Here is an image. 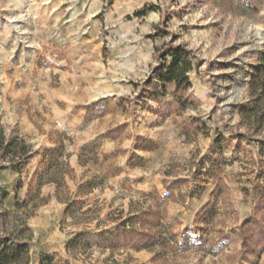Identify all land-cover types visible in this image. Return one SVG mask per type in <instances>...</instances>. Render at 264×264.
Segmentation results:
<instances>
[{
    "label": "rangeland",
    "instance_id": "1",
    "mask_svg": "<svg viewBox=\"0 0 264 264\" xmlns=\"http://www.w3.org/2000/svg\"><path fill=\"white\" fill-rule=\"evenodd\" d=\"M167 42L192 52L179 109ZM263 52L264 0H0V132L34 152L0 167V231L28 264H264L239 236L264 229V122L240 113Z\"/></svg>",
    "mask_w": 264,
    "mask_h": 264
},
{
    "label": "trees",
    "instance_id": "2",
    "mask_svg": "<svg viewBox=\"0 0 264 264\" xmlns=\"http://www.w3.org/2000/svg\"><path fill=\"white\" fill-rule=\"evenodd\" d=\"M155 9L154 6H143V8L134 12V16L143 17L147 11ZM161 24L153 28L152 36L162 37L166 33L163 22L164 13L160 15ZM151 36V37H152ZM166 56L170 57L169 64L164 68V73L159 77V82L165 87L166 84L172 83L176 90L173 97V106L176 109L184 107L187 99L180 96L182 89L191 85L188 78V73L193 69L191 64L192 52L188 51L183 44L173 45L172 42H167L160 50H156L154 59L159 66ZM256 69L251 78L249 86V106L243 108L240 113L241 117L253 120V124L260 126L264 122V52L260 55ZM155 92L150 93V97L155 98ZM196 120H192L190 125L196 124ZM34 154L30 146L18 137L6 138L0 132V167H9L16 171H21L26 167L29 160ZM7 165V166H4ZM182 181H176L178 184ZM258 210H264V186L260 187L258 194ZM254 221L253 218H248L242 223L239 231L242 244L250 251H253L250 245V236L254 237L258 251H264V229ZM28 244L18 241L10 234L0 231V264H28ZM40 264H55L50 254L41 258Z\"/></svg>",
    "mask_w": 264,
    "mask_h": 264
}]
</instances>
